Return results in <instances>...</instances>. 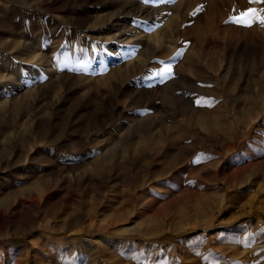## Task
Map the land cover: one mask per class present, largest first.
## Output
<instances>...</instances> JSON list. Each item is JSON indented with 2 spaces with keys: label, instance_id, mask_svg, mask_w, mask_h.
<instances>
[{
  "label": "rangeland",
  "instance_id": "374dc122",
  "mask_svg": "<svg viewBox=\"0 0 264 264\" xmlns=\"http://www.w3.org/2000/svg\"><path fill=\"white\" fill-rule=\"evenodd\" d=\"M249 7L0 0V264H264Z\"/></svg>",
  "mask_w": 264,
  "mask_h": 264
},
{
  "label": "snow or ice",
  "instance_id": "6c2138e0",
  "mask_svg": "<svg viewBox=\"0 0 264 264\" xmlns=\"http://www.w3.org/2000/svg\"><path fill=\"white\" fill-rule=\"evenodd\" d=\"M251 3H264V0H249ZM232 22L237 24H243L246 26H251V22L253 19H260L261 23H264V18L259 17L257 13V9L249 7L246 11L241 12L238 16H234L230 18ZM165 73H170L171 68L166 67L163 70Z\"/></svg>",
  "mask_w": 264,
  "mask_h": 264
}]
</instances>
